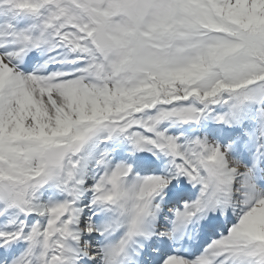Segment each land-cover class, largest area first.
<instances>
[{
    "label": "snow or ice",
    "instance_id": "snow-or-ice-1",
    "mask_svg": "<svg viewBox=\"0 0 264 264\" xmlns=\"http://www.w3.org/2000/svg\"><path fill=\"white\" fill-rule=\"evenodd\" d=\"M0 264H264V0H0Z\"/></svg>",
    "mask_w": 264,
    "mask_h": 264
}]
</instances>
